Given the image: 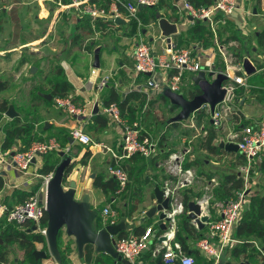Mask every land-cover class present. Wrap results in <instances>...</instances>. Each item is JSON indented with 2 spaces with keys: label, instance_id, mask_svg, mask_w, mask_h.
<instances>
[{
  "label": "crops",
  "instance_id": "obj_1",
  "mask_svg": "<svg viewBox=\"0 0 264 264\" xmlns=\"http://www.w3.org/2000/svg\"><path fill=\"white\" fill-rule=\"evenodd\" d=\"M57 1L60 13L69 16V18L71 19V26L68 33L70 35L72 33L77 34L78 38L80 39L79 41H72V39H69V34L67 35V38L65 39V45L68 46V51L64 49L62 52H59L60 54L58 56V60L55 59L56 64L54 66H61L64 69L66 80L74 88L72 94L68 97L72 99L77 108L81 110L85 109L87 111V115H71L66 109L58 107V105L56 104V99L61 97H56L51 107L42 101H33L34 92H38L39 96L47 101H51L53 99L52 97V99L49 100L45 98L44 95H50L49 91L51 89V85L49 84V80L54 75L53 71L55 67L52 69V71H50L49 78H44L47 77L48 74L40 72L42 71V65H39V61L44 57L42 55H38L40 52H36L34 50L28 51L27 49L32 48V46L36 45L41 38H33L32 36L28 37V35L24 34L25 25L20 17V9L17 4L13 5L11 10L8 11V18L11 17V19L9 18L6 23L7 25H9L10 33L7 36L8 39L5 41V43L0 44V83H6L7 87L4 92L0 93V98L8 100L10 102V106H13L16 113L18 114V117L16 118H21L23 121H25L27 120V114H31V117L34 116L37 123L35 127V131H37V133H40L41 127L43 125L46 129L53 128V134L59 133L61 131L70 134L71 129L75 126H78L82 127L90 137L96 136V140L92 139L95 144L91 147H85L74 141L72 138H70L69 144L66 147H63L61 145V143L56 139L57 137H50L44 143H47L50 140H54L59 143L62 149H64V151H62L65 152L66 155L64 158L60 156L61 152L57 151H55L57 152V155L53 153V155L50 156V162L57 163V167L62 163L64 159H71V166H73V169L69 176L66 178H68L69 181H75L77 183L76 200L78 202H81L85 195H89L91 209L93 211H98L97 222L101 226H116L121 223H125L124 229H122L118 233V235L115 236L116 241L121 239L120 237L123 233L128 237H139L138 232L143 235L148 228H153V236L151 237L150 247L142 255L138 262L142 261L147 264H162L161 252L163 251V241H166L167 239V236L165 235L167 233H170L173 235L170 240L168 239L169 243H171L172 246L174 244H179L181 247V252L185 255L193 257L195 260V264H215L213 258L202 253L197 246V243L200 239L208 236L209 225L208 223H205V227L203 229H199L198 227L193 225L189 218V209L186 215L183 206V213H178L175 216V225L173 226V228H171L170 226V221L161 220L158 213H156L151 218L148 217V213L151 211V209L157 206L155 189L157 187L163 189L165 182L170 178L169 175L160 168V165L162 160L168 159L170 154H172V151L169 148H163L168 139V132H170V128L172 127V125L168 123L164 129L162 128V130L159 131L160 135L156 141V154L152 158H143L140 156L123 158V126L120 123H117L112 118V116L106 114L104 110L108 107L106 106V101L108 100L111 91L114 89L119 94L122 100H125L133 93H138L141 95V97L146 98V106L149 105L152 107L155 104V101L152 100L149 102V100L153 98V95H157L159 96L158 99L161 102L168 103L171 112L176 110L178 112L181 111V109L176 106V108L172 110L170 101H165L162 98L164 89L167 88L166 84L163 81L168 72H158V74L156 75V79L161 84V87L157 90H150L148 93V89L146 88L148 76L136 74L134 69V52L135 47L138 44V38L133 35H124V33L126 32L129 33L130 31H134L132 26L135 27L136 34L140 32V34L142 35V40H145L146 42H149L154 46V54L157 59L169 60V54L166 51L167 46L162 41V38L165 37L162 35V31L158 25V22L160 19L165 18L169 22L176 24L177 33L171 36L170 41H172L179 49L191 50L196 61H198L202 66V71L206 72L209 81H213L215 79V77H209L210 73H215L217 75L218 73L224 72L223 69L219 68L223 64L225 65L224 59L219 53V46L227 47L229 52L231 48H234L233 50L238 52L237 55L243 57L241 59L240 56H235L243 65L242 74L248 77V84L250 83L256 87V89L253 91H257V93H259L258 97H254L251 95V87L248 91L244 89L239 90V112L237 115L230 117L225 122L230 123V130L229 133L219 141L217 140L218 137H220L218 136V133L225 127V124L222 128L215 129L205 111L198 112L197 114L199 115H193L195 116L194 124L196 125V128L186 127L190 123L189 121L193 116L188 121L177 124L183 126L186 133H191L193 141H190V143L196 142L195 145H197V147H195V149H197V152L211 157L231 155L240 160V163L237 164L240 174L235 176H237L238 179L244 180V187L242 190L234 192L235 197L231 198V196L229 198L235 199L238 193L246 191L247 203L243 208V218L246 210H248L250 206V200L255 196L254 193L257 192L260 195L264 194V152L260 158L255 159L251 163H249L247 158L240 151L238 153L234 151H226L225 149L220 148V144H236L235 142L231 141L232 137L240 134L244 126L256 125V123L260 121L264 115V69L259 70L257 67L258 64H264V52L259 49L256 41V33L261 30L264 22V0H260L258 3L253 0L255 6H253L252 8L248 7L251 0H240L239 10L234 16L218 17L216 20L218 24L216 25L215 30L218 29L220 40L217 36V32H215L214 37L210 38L211 46L209 47L204 46L205 42H202V44H200L194 39L195 36L193 33V28L195 26V23L198 22L190 19V16L186 12L181 10L184 0H159L157 5L151 7L158 10L159 19L157 22H151L149 25H142L140 20L137 22L131 21V18L128 17V14L124 10H121V17L118 18V23L116 22L117 19L115 21L102 19L93 22L89 17L81 16L75 13L74 10L62 9L60 4L66 5L68 3L67 0ZM122 1L134 3L137 0ZM98 3L106 8H110L112 6V0L111 3L107 6L103 4L102 0H98ZM146 9L147 8H143L140 10V12ZM179 9L182 12H180ZM246 11H251L252 16L247 17L245 15ZM3 23L0 19V35L4 32V26L6 24ZM244 23L247 24L250 29L257 28V30L253 34H249L250 30L243 29ZM136 26L138 27L137 30ZM230 36L235 37V39L229 40L228 42L227 39ZM248 37H250L249 40L247 39ZM224 41H227L228 43H224ZM90 49H92V55ZM97 49L100 50L99 69L94 68ZM53 50L54 52H56V49ZM18 52H24L25 55L22 54L21 56H19V59L15 61L13 56ZM86 59L92 61L89 69L84 64V61ZM245 59H249L257 68V72L252 76H248L244 70ZM37 60H39L38 64ZM12 62L15 63V65L12 67V71L7 72L11 74V79H15V77H18L17 79H20L24 74L29 75V77L25 79V83L17 85L16 87L13 86L14 83H10L9 79L6 78V76L4 75L5 71H3L2 68L4 63L8 64ZM209 69L213 71L209 72ZM197 74L198 73L192 72L185 73L182 89L178 94H182L187 99H190L189 96L191 92L195 90L194 87L196 86L193 82V79ZM105 77H107L109 80L108 86L103 91L99 92L97 88L98 83ZM189 86H191V88L190 91L188 90L187 92L186 90ZM22 93L23 95H27L28 99V109L24 112L19 110L16 105V101L21 99ZM141 101L132 100L129 104L131 108L135 109V117H131L130 109L126 110L123 115L119 106L116 103L113 104L118 106L121 117L124 121L133 123L137 121L139 114L142 113V110L144 108H142ZM40 107L45 108L43 114L39 111H36V109ZM96 107H98V113L95 114L94 111ZM6 114L4 115L3 122L5 124L11 123V121L14 119L7 117ZM96 115L102 117L103 120L98 119V116L95 117ZM197 118H201L199 120H201L202 123H198ZM211 130L216 132L214 146L220 149L217 154H212L206 150H202L200 147V141L204 139L208 135V132ZM197 133H199L200 136H198ZM142 136H149V134L144 131L142 132ZM165 137L166 139L164 141V144L161 146V141ZM4 140L5 133L3 129L0 128V156L6 153H11L10 156H12L15 151H19L21 141H17L11 150L3 152ZM71 140H73L74 143H71ZM35 143H33V145ZM87 151L90 152L91 155L90 157L86 158L87 165H83L82 161L85 160L84 156ZM194 154L195 152L192 153V155L187 154L189 156V160L185 162L184 165L186 163H190L191 166L189 169H192L193 171H195V173H197V171L199 173V171L206 165V161H200L196 156H194ZM97 155L108 156V160L103 164L101 163V161L94 162ZM240 155L242 156V158L239 157ZM6 158L8 157H5V159ZM44 163V156H38L31 165L27 175H31V177L36 176L37 178H41L43 175L40 174V170L43 168ZM93 163L97 165L96 172H91V170L93 169ZM122 164L126 166L128 172H130L131 170L133 171L131 175H129L128 172L121 166ZM110 167L123 168L128 174L129 182L125 190L120 192L119 189L118 192H111L106 195L102 192V190L95 188V183L101 176L113 177L110 175V173H108ZM0 168V176L4 181V184L0 189V221L2 220L5 221V223L8 225H12L7 222L6 213L22 202L20 197L21 194L32 193L34 190L35 192L32 194V196L36 193H40V190H42V181L39 182L37 181L38 179L36 180V178H32L31 180H27V183H29L28 181H31L36 184L32 187L31 190L20 188L19 180L22 177L21 175H19V172L16 169L10 167L8 162L0 164ZM247 170H249L248 174ZM206 174L208 173L200 171L199 178L197 177L195 184L189 188L181 190L178 202L183 205V193L184 191L188 190L190 192V203H197V201L207 192L206 189L210 188V186L212 185L211 183H215V186L217 187L213 189V194L209 193L211 196V202L208 209V215L210 216L211 221H218L221 218V214L220 209L217 207V203L228 200L218 199L217 196H215L217 191H219L222 187V181L219 179L218 181L216 180L217 175ZM77 176H81V180H77ZM212 180L215 181L213 182ZM227 186L231 187V184ZM68 187L69 186H67L66 189H68ZM133 200H135V203L131 204ZM171 202L172 201H170L169 203V210L165 211L166 214L167 212L172 211L173 207ZM106 208H109L117 214L118 218L116 224L111 225L110 222L103 217L102 212ZM187 217L189 218V221L187 220ZM45 224L48 226V219ZM164 226L166 227L165 230L163 229ZM14 227H16L17 229L25 230L31 226L28 225L24 228H20L17 226ZM237 228L234 231V238L237 242L224 251L220 264H262L263 257L260 256L259 252H262L264 254V244L260 240H257L255 237H250L248 239L237 237ZM32 232L35 234H41L38 231ZM64 232L66 231L64 230ZM178 233H180V235L184 237L188 253L184 252L182 243L177 239ZM66 236L69 235H67L66 233ZM44 237L46 239V236ZM0 240L3 241V243L0 245H4L5 243L1 236ZM244 240L250 243V246L246 248L247 254L250 258H245L244 255L238 256L235 252L236 249L244 250ZM38 244L41 243H36L35 246H37ZM46 245H48L47 240ZM7 246L9 248V246L11 245ZM85 248L84 251L80 253L77 247V256L75 257L73 256V250L69 252V258L72 260V264H88L85 261ZM94 249V259L91 264H95V259L100 257H102L103 259L108 258V264H123L118 261L117 257L111 256L105 252H98L95 247ZM36 250L37 249H35L34 251ZM192 251H196V253H192ZM44 252L47 254V259H39L38 261H36L33 254L36 262H40L39 264H61L60 261L58 262V260H56L50 254L49 247L47 252ZM24 260H15V263L26 264Z\"/></svg>",
  "mask_w": 264,
  "mask_h": 264
},
{
  "label": "built area",
  "instance_id": "obj_2",
  "mask_svg": "<svg viewBox=\"0 0 264 264\" xmlns=\"http://www.w3.org/2000/svg\"><path fill=\"white\" fill-rule=\"evenodd\" d=\"M67 1L66 5L60 4L62 9L74 10L75 13L81 16L89 17L93 22L102 19L115 21L121 17V10L126 11L131 19L139 21L138 14L141 9L153 7L159 2V0H137L131 3L112 0V6L106 8L95 0ZM239 6L240 0H216L208 7H196L190 0H184L181 10L186 12L193 21L207 22L215 33V27L218 24L216 22L217 18L234 16L239 10ZM181 10L179 9L180 12H182ZM245 15L251 17L252 12L246 11ZM162 41L167 46L166 51L169 54V60L157 59L154 54V46L141 39L135 47L134 69L137 75H149L146 85L147 93L161 87L156 79V75L160 71L168 72L163 81L167 88L172 92L179 93L182 89L185 73H199L203 69L200 63L196 61L191 50L179 49L172 41L168 42L166 37L162 38ZM218 49L225 63L223 74L226 76L227 81L223 88L226 90V96L222 102L216 105L214 110L211 109L209 104H205L201 108V111L207 113L215 129L222 128L230 117L238 114L239 90L248 91L250 89L248 77L242 74L243 65L229 52L227 47L219 46ZM212 71L209 69V72ZM108 81L107 77L100 80L97 86L99 92L108 86ZM56 104L58 107L66 109L71 115H87V111L77 108L70 97L57 98ZM104 111L123 126V158L135 156L152 158L156 154L157 143H153L150 136H142L143 128L139 121L133 123L124 121L118 106L115 104L108 106ZM194 117L186 127L196 128ZM70 136L74 141L85 147H91L95 144L82 127H73ZM231 141L238 145L239 151L247 158L249 163L260 158L264 152V115L256 125L244 126L241 133L233 136ZM52 151L62 152L64 149L54 140L47 143H35L26 152L15 151L12 156L9 153L2 154L0 164L8 162L10 167L23 175H27L38 156ZM188 153H190V150H186L184 153H172L165 162L166 173L170 178L165 182L162 190L165 199L172 201V211L167 212L171 228L175 225V216L178 213H183V205L178 202L181 190L193 186L197 180L195 171L184 168L185 157ZM5 157L8 158L5 159ZM248 172L249 170H247V174ZM109 173L119 182L120 192L125 190L129 182L127 172L121 167H110ZM53 178L54 173L42 176L43 182L40 193H36L9 210L6 213L7 222L20 228L30 225L46 236L47 225L44 223V219L47 214V190ZM206 190L207 192L197 203L201 207L199 218L208 223L209 234L207 237L200 239L197 246L202 253L213 258L215 264H220L224 251L237 242L234 238V231L242 220L243 208L247 203V193L242 191L238 193L235 199L217 203L221 218L218 221H211L208 215L211 196L209 188ZM102 214L111 225L116 224L118 216L115 212L106 208ZM172 235L170 233L165 235L167 239L163 241L162 264H195L193 257L181 252L179 244L172 246L169 243L168 239L170 240ZM152 236L153 228L151 227L139 237L132 236L119 239L116 241V251L132 264H147L142 261L138 262V260L149 249Z\"/></svg>",
  "mask_w": 264,
  "mask_h": 264
},
{
  "label": "trees",
  "instance_id": "obj_3",
  "mask_svg": "<svg viewBox=\"0 0 264 264\" xmlns=\"http://www.w3.org/2000/svg\"><path fill=\"white\" fill-rule=\"evenodd\" d=\"M98 2V0H95ZM103 4L107 6L111 3V0H102ZM122 1V0H121ZM191 3H193L196 7H208L215 3L214 0H190ZM257 3L260 0H255ZM138 18L141 21L142 25H149L151 22H157L159 19L158 16V10L156 8L147 7L146 10L139 12ZM217 32V36L220 40V35L218 34V29L215 30ZM193 33L195 36V40L202 44V42H205L204 46L209 47L211 46L210 38H213L215 33L213 32L211 26L207 24L205 21H201L200 23H195V26L193 28ZM235 37H228L227 41L233 40ZM227 41H224V43H228ZM256 41L258 44L259 49H261L264 52V22L263 26L260 31L256 33ZM223 43V42H222ZM240 56V55H237ZM242 59L243 57L240 56ZM258 69H264V64H258ZM219 68L225 69V65L223 64ZM54 75L49 80V84L51 85V89L49 91V94L53 97L51 101H47L43 98H41L38 94V92L33 93V101H42L46 103L48 106H52L54 99L56 97L66 98L69 95L72 94L74 88L73 86L66 80L65 78V72L64 69L61 66H56L54 69ZM263 75V74H262ZM195 90L191 92L189 98L192 99L195 96L201 94V91L198 87H194ZM7 89L6 83H0V93L4 92ZM144 98V99H143ZM162 98L165 101H168V99L163 94ZM132 100H142V108L146 106V98L141 97L138 93H133L129 97H127L125 100H122L119 96V94L113 89L109 95L108 100L106 101V106H109L113 103H116L121 112L125 113L126 110L131 111V117H135V109L130 107V102ZM10 106V102L8 100H4L0 98V128L3 129L5 133V140L3 145V152H7L13 148L15 143L17 141H21V145L19 148L20 152H26L28 151L33 143L40 142L44 143L46 140L50 137H57L56 139L61 143L63 147H66L69 144L70 140V134L66 132H59L56 134L52 133L53 128L46 129L43 125L41 127L40 133H37L35 131L36 127V120L35 117H31V114H27V120L23 121L21 118H16L11 121V123L5 124L3 122L4 115L8 111ZM175 106H172L171 109H175ZM98 119L103 120L102 117L99 115ZM166 137L163 138L161 141V146L164 144ZM216 139V132L211 130L208 132V135L200 141V147L202 150H206L212 154H217V152L220 150L219 148L214 146V141ZM54 154L57 155V152L53 151L51 153H47L44 156L45 163L43 168L40 170V174L43 176L49 175L51 173H54L57 163L50 162V156ZM11 154V153H10ZM91 153L86 152L84 159L82 162L83 165H87L86 158L90 157ZM239 157L242 158L240 155ZM246 159V158H245ZM127 172V168L124 164L121 165ZM191 166L190 163H186L184 165L185 169H189ZM73 169V166H69L66 170L65 177H68ZM132 170L128 172L129 175L132 174ZM221 189L217 191L216 195L218 199L222 200H229L233 197H235L234 192L240 191L244 187V180L238 179L235 175H226L221 179ZM4 184L3 178L0 176V189L2 188ZM231 184V187H228L227 185ZM95 188L102 190V192L106 195H108L111 192H118L120 189L118 181L113 177H105L101 176L95 183ZM35 192V190L32 193H24L21 194V200L24 202L28 198L32 196V194ZM254 197L250 200V206L248 210H246L241 222L238 225L237 228V237H242L244 239H248L250 237H255L257 240H260L264 244V194L260 195L259 193L255 192ZM192 196V195H191ZM190 192L184 191L183 193V206L185 209V214L187 215L188 211V205L190 203ZM21 202V203H22ZM48 216L46 214L44 223L47 222ZM187 220L189 221V218L187 217ZM144 232V231H143ZM138 235L140 236V232H138ZM0 236L4 240V245H0V264H9L10 262V250L7 245H14L18 244L20 248L25 253V260L24 262L26 264H39L40 262H36L33 256V251L36 249L35 244L41 243L46 246V239L41 234H35L32 232V227H28L25 230L17 229L16 227L12 225H8L5 223V221H0ZM128 236L126 234L121 235L122 238H127ZM177 239L182 243V248L184 252H187V246L185 243L184 237L180 235V233L177 234ZM62 243V239L59 235L58 237V245ZM250 246V243L246 242L244 240L243 247L244 250H238L236 249L235 252L238 256L244 255L245 258H250L247 254L246 248ZM71 252V251H69ZM86 252V258L85 261L88 264H91L93 261V254L95 252V249L93 246L88 245L85 248ZM257 252V251H256ZM188 253V252H187ZM192 253H196V251H192ZM260 256L263 257V263L264 264V254L262 252H259ZM65 254L61 253V264H64V258ZM247 256V257H246ZM107 259H103L102 257L95 259V264H108Z\"/></svg>",
  "mask_w": 264,
  "mask_h": 264
},
{
  "label": "rangeland",
  "instance_id": "obj_4",
  "mask_svg": "<svg viewBox=\"0 0 264 264\" xmlns=\"http://www.w3.org/2000/svg\"><path fill=\"white\" fill-rule=\"evenodd\" d=\"M57 0H0V19L3 22H7L9 20V18L11 19V17L8 18V11L11 10L12 6L17 4L19 9H20V17L22 19V21L24 22L25 25V30H24V34L28 35V37H33V38H41L39 40V42L32 46V48H27L28 51H36V52H40L38 55H42L44 58L41 59L40 61L37 60V64L39 61V65H42V73L44 74H48L47 77L44 78H49L50 76V71H52V69L55 67L54 65L56 64L55 59L58 60V56H59V52H62L64 49L67 50V47L65 45V39L67 38V35L69 34V28L71 26V19L69 18V16L60 13L59 11V6L57 4ZM248 5V4H247ZM245 6V5H244ZM253 6H255V3L253 0H251V2L249 3L248 7L252 8ZM131 21L137 22V20L135 19H130ZM3 23V24H5ZM70 23V24H69ZM2 24V25H3ZM137 24V23H136ZM132 28L134 29V31H130L132 33H124V35L126 36H136L138 38L137 42L140 41L141 39V34L140 32H138V34H136L135 32V27L132 26ZM131 28V29H132ZM138 29V27L136 26V30ZM243 29H247L250 30L249 34H253L256 29H250L249 26L247 24H243ZM10 33V28L9 25H7V23L4 26V32L0 35V44H4L5 41L8 39V35ZM136 34V35H135ZM80 37V36H79ZM69 39L73 40H77L79 41L80 38H78L77 34L72 33L71 35L69 34ZM248 40L250 39V37L247 38ZM156 45V44H155ZM65 47V48H63ZM53 49H56V52H54ZM234 48L230 49V52L236 56L237 55V51L233 50ZM77 50V49H76ZM91 50V55H92V49ZM68 51V50H67ZM22 54L25 55L24 52H18L15 53V55L13 56L15 61H17L19 59V56H21ZM83 55V53H82ZM84 64L86 65V67H88V69L90 68L92 61L89 59H86L84 61ZM15 65V63H4V65L2 66L4 75L6 76L7 79H9L10 83H14L13 86H17V85H21L22 83L26 82V78L29 77V75L24 74L20 79H17L18 77H15V79H11L10 78V73H7L8 71H12L11 69H13L12 67ZM43 77V76H42ZM250 84V83H249ZM252 84H250L251 87V95L254 97H258L259 93H257V91H253L256 89L255 86H251ZM258 87V86H257ZM191 86L187 87V92L188 90L190 91ZM260 88V87H259ZM262 89V88H261ZM168 89L165 88L164 89V93L167 91ZM250 91V92H251ZM44 92H48V91H44ZM186 92V93H187ZM27 93V91H26ZM185 93V94H186ZM159 96L157 95H153V98H151L150 101H155V104L151 107L149 105H147L146 107L143 108L142 113L139 114L137 121L141 122V126L143 128V131H146L152 142L156 143L157 139L159 138V131L162 130V128L164 129L165 126L169 123L170 119L174 118L176 115L179 114V112L170 111V107L168 105V103L166 102H161L158 99ZM16 105L17 108L19 110H21L22 112L26 111L28 108V99H27V95H21V99L16 101ZM36 111L41 112L42 114L45 111L44 107H40L38 109H36ZM198 113V112H197ZM195 113L196 115H199ZM199 117V116H197ZM192 119V118H191ZM198 119V118H197ZM201 119V118H199ZM197 120V122L202 123L201 120ZM172 127L170 128V132H168V139L166 141V143L164 144L163 148H169L172 153H184L186 150H190V153H188V155H192V153L195 152L194 156H196L200 161H203L206 163V165L200 170V171H204L205 173H208L206 175L209 174H216L217 175V181L218 179L221 180L223 178V176L229 174V175H238L240 174L239 172V168L237 167V164L240 163V160L236 157H233L231 155H223L221 157H211L208 155H204L203 153H199L197 152L195 149V147H197V145H195V143L190 141H193V137H191V133H186L184 130V127L181 126L180 124H171ZM176 125V126H175ZM230 128V123L227 122L225 123V127L219 131L218 133V141L220 139H223L228 133H229V129ZM198 136H200L199 133H197ZM92 137V136H91ZM93 140H96V136L92 137ZM171 155V154H170ZM187 155V154H186ZM187 155V157H185V162H187L189 160V156ZM108 156H101V155H97L94 162L97 161H101V163H105V161L108 160L107 158ZM191 157V156H190ZM167 161V159L162 160L161 161V165L160 168L162 170L165 171L166 173V164L165 162ZM184 162V163H185ZM93 169L91 170V172H96V167L97 165L93 163ZM77 167V166H76ZM2 168V167H1ZM0 168V169H1ZM106 168V167H105ZM30 170V169H29ZM199 171V173H200ZM109 173V172H108ZM199 173L197 171L196 173V177L199 178ZM245 174V173H243ZM19 175H21V179L19 180L20 182V188H25L28 190H31L32 187L34 185H36L34 182L28 181L29 183H27V180H31L32 178H36L37 181L39 182H43L42 177H31V175H23L22 173H19ZM30 178V179H28ZM77 180H81V176H77ZM69 179L67 178L65 180L64 183V189L67 188V186H69ZM26 184V186H25ZM68 184V185H67ZM212 185L209 188V193L213 194V189L217 186H215V183H211ZM212 189V190H211ZM135 200L132 201L131 204H134ZM60 237L62 239V243H60V245L58 246V250L61 251V253H64L66 256L64 258V264H72V260L69 258V251H74V257L77 256V244L74 240L73 237L70 236H66V232H61ZM10 248V262L11 264H16L15 260H24L25 259V255H24V251L20 248L19 245H11L9 246ZM36 249L39 251H46L48 250V245H41L38 244L36 246ZM61 259V258H60ZM43 261V260H42Z\"/></svg>",
  "mask_w": 264,
  "mask_h": 264
},
{
  "label": "water",
  "instance_id": "obj_5",
  "mask_svg": "<svg viewBox=\"0 0 264 264\" xmlns=\"http://www.w3.org/2000/svg\"><path fill=\"white\" fill-rule=\"evenodd\" d=\"M190 19H192L190 17ZM119 22V19L116 20ZM199 23V21H197ZM158 25L162 31V35L167 38L168 42L171 36L177 33V26L169 22L167 19L162 18L159 20ZM99 49L95 55L94 68H100ZM244 70L248 76H252L257 72V68L252 64L249 59L244 60ZM149 76V75H147ZM209 77H215L213 81H209L206 72L200 71L193 79L194 84L199 87L201 94L192 99H187L182 94L172 92L168 89L164 95L170 101L172 106L181 109L178 115L170 119L169 124H177L188 121L195 113L200 112L205 104H209L211 109L214 110L216 105L222 102L226 96V90L223 88L224 83L227 81L223 73H210ZM45 98L51 100V95H44ZM94 113H98V107L95 108ZM7 117L15 119L18 117L13 106H10L7 111ZM71 143H74L71 140ZM220 148L226 151L239 152L237 144H220ZM60 156L64 158L65 152H61ZM71 165V159L66 158L56 168L54 178L50 182L47 190V216L48 226L46 240L49 247L50 254L60 261V252L58 250V237L62 231H66L67 235L74 237L78 247V251L82 253L84 248L91 245L96 248L98 252H105L111 256L117 257L118 261L123 264H131L125 260L122 255L116 251L115 236L124 229L125 223L116 226H101L97 222L98 211L91 209L90 197L85 195L81 202L76 200L77 183L70 181L68 189H64V183L67 179L65 177L67 168ZM157 199V206L151 209L148 217H153L156 213L159 214L161 220L170 221L165 211L169 210V199H165V194L160 187L155 189ZM189 218L191 223L203 229L205 227V220H200L201 207L191 202L188 206ZM165 230L166 227L164 226ZM32 231H37L33 227ZM3 241L0 240V244ZM36 261L39 259H47V254L44 251H34ZM249 264V263H243Z\"/></svg>",
  "mask_w": 264,
  "mask_h": 264
}]
</instances>
